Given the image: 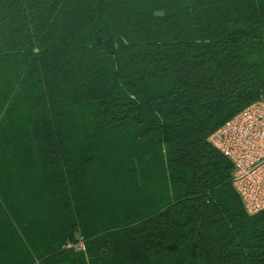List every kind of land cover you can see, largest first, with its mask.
Wrapping results in <instances>:
<instances>
[{"label": "trees", "instance_id": "trees-1", "mask_svg": "<svg viewBox=\"0 0 264 264\" xmlns=\"http://www.w3.org/2000/svg\"><path fill=\"white\" fill-rule=\"evenodd\" d=\"M264 99V0H0V264H264L211 131Z\"/></svg>", "mask_w": 264, "mask_h": 264}, {"label": "built area", "instance_id": "built-area-1", "mask_svg": "<svg viewBox=\"0 0 264 264\" xmlns=\"http://www.w3.org/2000/svg\"><path fill=\"white\" fill-rule=\"evenodd\" d=\"M233 164L232 184L249 214L264 211V99L229 117L208 136Z\"/></svg>", "mask_w": 264, "mask_h": 264}]
</instances>
